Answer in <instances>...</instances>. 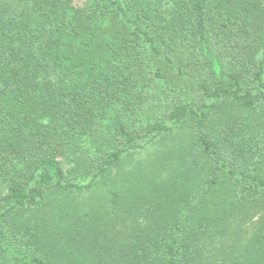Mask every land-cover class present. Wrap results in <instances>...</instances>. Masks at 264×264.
Wrapping results in <instances>:
<instances>
[{
    "label": "trees",
    "instance_id": "obj_1",
    "mask_svg": "<svg viewBox=\"0 0 264 264\" xmlns=\"http://www.w3.org/2000/svg\"><path fill=\"white\" fill-rule=\"evenodd\" d=\"M0 264H264V0H0Z\"/></svg>",
    "mask_w": 264,
    "mask_h": 264
}]
</instances>
